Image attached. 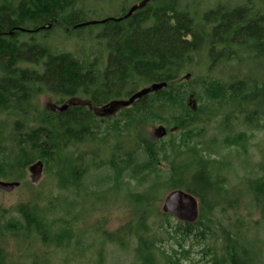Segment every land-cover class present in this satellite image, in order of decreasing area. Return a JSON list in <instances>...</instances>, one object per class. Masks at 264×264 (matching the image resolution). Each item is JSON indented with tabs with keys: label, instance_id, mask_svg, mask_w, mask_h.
<instances>
[{
	"label": "trees",
	"instance_id": "trees-1",
	"mask_svg": "<svg viewBox=\"0 0 264 264\" xmlns=\"http://www.w3.org/2000/svg\"><path fill=\"white\" fill-rule=\"evenodd\" d=\"M85 1L0 0V180H21L27 168L42 164L59 195L45 199L44 207L19 205L17 229L57 250L80 245L71 226L78 220L72 213L81 192L87 197L122 192L139 213L116 233H101L93 245L99 248L94 264H105L106 244L124 250L129 239L138 264H162L159 231L153 228L155 219L168 223L171 218L154 209L164 193L182 190L199 203L197 221L176 226L184 237L198 227L207 232L215 212L239 203L227 187L236 167L222 151L242 146L246 130L230 137L236 126L253 131L264 119V0H210L206 9L181 0H152L128 19L89 31L94 43L77 55L34 38L57 28L72 32ZM49 25L50 30H38ZM194 66L198 72L192 76L188 72ZM163 82L165 88L108 118L79 105L55 113L38 102L50 94L97 108ZM192 97L196 110L189 105ZM213 123L219 124L221 141L207 137ZM100 124L106 127L98 134ZM155 124L171 126L166 142L145 136L147 125ZM94 173L105 174L89 183ZM242 180L251 205L263 214L264 169L259 177ZM90 184L97 189L93 193ZM223 236V263L253 264L252 243L237 232ZM0 264H9L1 248Z\"/></svg>",
	"mask_w": 264,
	"mask_h": 264
},
{
	"label": "rangeland",
	"instance_id": "rangeland-1",
	"mask_svg": "<svg viewBox=\"0 0 264 264\" xmlns=\"http://www.w3.org/2000/svg\"><path fill=\"white\" fill-rule=\"evenodd\" d=\"M180 2L204 9L209 8L211 3L210 0H181ZM136 3L134 0L85 1L84 15L79 18L81 21L79 24L120 17L123 11ZM102 27L103 25L87 26L78 30L73 29L70 33L57 28L50 36L40 31L34 35V38L45 46L56 47L59 52L77 55L80 51H87L94 43L88 39L90 35L86 34L89 31L97 32ZM26 39V37L20 38V40ZM197 72L194 66L188 74L193 76ZM189 100L191 110H196L197 100H193V97ZM38 102L41 109L52 111L54 107H60L68 100L61 101L58 97L45 94L39 97ZM218 125L213 123V126H209L207 137H216L221 141L223 135L219 133ZM105 127L106 125L100 124L98 134L103 133ZM162 128L165 129L164 135L160 131ZM170 129L171 126L147 125L144 134L153 142L159 140L166 142L167 135L171 133ZM244 130L246 134L241 136L244 140L242 146L238 149L222 151V155L228 158L227 161L231 160L236 167L237 174L236 176L233 172H231L233 175L229 174L227 187L229 193L235 196L232 199L235 198L239 203L235 209H226L222 214L215 212L209 230L201 234L199 231H202V227L195 228L199 231L195 230L190 237L180 234L176 228L179 222L174 218H169L168 223L161 218L155 219L158 225L153 229L157 228L160 238L157 244L159 249L157 256L163 253L160 258L162 264L165 261L168 262L167 264H227L225 261L223 263L222 254L225 231L230 234L237 232L243 242L252 243L256 252L253 264H264V213L262 214L251 205L252 197L244 193L247 185L242 180L248 177H259L264 169V119L253 131L244 129L243 126H236L230 137ZM103 175L94 173L88 182L94 183V177ZM1 181L19 183V186L11 192L0 191V248L4 251L9 264H94L93 254L99 248L93 245L97 244L101 233H116L127 226V223L139 213V209L131 206L122 192L116 193L109 190L106 194L97 193L91 197L81 192L80 197H76V203L78 202L79 206L72 213L78 217V220L71 226L74 237H80V245L71 244L67 250H57L43 246L38 240H34V236L25 237L23 232L17 229L20 218L16 208L19 205L35 203L44 207L45 199L50 200L51 197L59 195L54 180L45 173L44 167H39L35 163L25 170L23 179L17 181L1 179ZM105 188H107L106 185ZM96 190L93 184H90L88 191L93 193ZM168 193H164L161 199L154 203L155 212L162 214L163 199ZM60 195L65 196L68 201L74 200L73 195L70 196L66 192ZM207 219L208 216L203 219V222L206 223ZM67 220L70 222L71 217L69 216ZM127 242L128 247L124 250L116 245L106 244L103 250L105 264H138L133 252L135 242L132 239Z\"/></svg>",
	"mask_w": 264,
	"mask_h": 264
},
{
	"label": "water",
	"instance_id": "water-1",
	"mask_svg": "<svg viewBox=\"0 0 264 264\" xmlns=\"http://www.w3.org/2000/svg\"><path fill=\"white\" fill-rule=\"evenodd\" d=\"M152 0H142L134 5H132L127 13L119 18H109L101 21H90L83 24H77L73 26L71 29H79L87 26H94V25H102L107 22H120L122 20L128 19L131 17L136 11L144 8L149 2ZM60 23V22H59ZM61 24V23H60ZM53 25L41 27L38 30H50ZM19 32H36L31 30H25L21 28H17ZM189 76L187 75L185 79H188ZM166 87V83H153L146 87H142L138 91L134 92L126 99H117L111 100L110 102L102 105L101 107H93L90 102L88 101H81V100H69L67 103L63 104L60 107H54L53 112L55 113H62L64 112L68 106H85L90 109L97 117L100 118H108L115 116L120 110L125 109L133 105V103L147 95L157 93L161 89ZM162 135L165 134V129H160ZM37 166L41 167L42 164L40 162L36 163ZM19 186L18 182H5L0 180V191L2 192H11ZM161 213L165 215H169L174 218L176 221L181 223L192 224L195 223L199 216V204L195 197L186 193L182 190H173L169 192L163 199Z\"/></svg>",
	"mask_w": 264,
	"mask_h": 264
}]
</instances>
